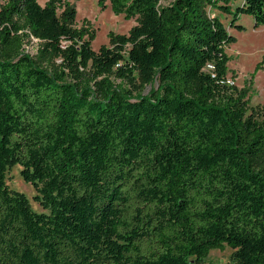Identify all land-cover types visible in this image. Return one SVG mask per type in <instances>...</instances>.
I'll list each match as a JSON object with an SVG mask.
<instances>
[{"label": "trees", "instance_id": "1", "mask_svg": "<svg viewBox=\"0 0 264 264\" xmlns=\"http://www.w3.org/2000/svg\"><path fill=\"white\" fill-rule=\"evenodd\" d=\"M236 1L110 0L140 19L96 51L69 0H0V264H203L227 245L220 264H264V119L208 13L264 26V0ZM16 165L44 212L9 187Z\"/></svg>", "mask_w": 264, "mask_h": 264}, {"label": "rangeland", "instance_id": "2", "mask_svg": "<svg viewBox=\"0 0 264 264\" xmlns=\"http://www.w3.org/2000/svg\"><path fill=\"white\" fill-rule=\"evenodd\" d=\"M48 0H39L41 5H45ZM77 9L75 27L85 28L91 33L86 39L91 47L98 51L103 45H110V33L128 34L129 31L138 24L140 17L136 16L126 19L122 14H115L111 8L110 0H106L104 5L100 0H69ZM168 0H163L167 3ZM238 0L233 4L240 3ZM59 10V15L62 13ZM210 16H218L222 19L227 29L236 39L226 46L225 51L230 56L228 63V82L239 89H246L250 100V111L252 109L258 113V117L264 119V26L256 27L250 15H242L240 23L245 29L239 30L230 26L232 16L221 13L219 10L208 8ZM41 43L34 38L26 48V52L34 56L41 65L51 71L61 68V56L41 57ZM115 85L123 90H131L149 94L158 85L144 84L140 78L135 80V84H130L125 80L114 77ZM9 187L16 191L24 192L29 198L34 210L44 212L45 209L37 200L38 190L24 180L21 175V166L16 165L9 169L7 175ZM234 249L225 246L223 249H212L210 254L204 259L203 264H220L233 261ZM191 260L195 261L194 258Z\"/></svg>", "mask_w": 264, "mask_h": 264}, {"label": "built area", "instance_id": "3", "mask_svg": "<svg viewBox=\"0 0 264 264\" xmlns=\"http://www.w3.org/2000/svg\"><path fill=\"white\" fill-rule=\"evenodd\" d=\"M28 46H26V48H27ZM27 50V49H26Z\"/></svg>", "mask_w": 264, "mask_h": 264}]
</instances>
